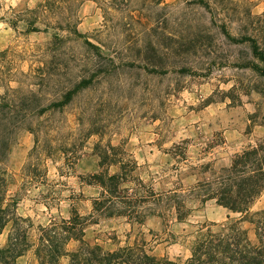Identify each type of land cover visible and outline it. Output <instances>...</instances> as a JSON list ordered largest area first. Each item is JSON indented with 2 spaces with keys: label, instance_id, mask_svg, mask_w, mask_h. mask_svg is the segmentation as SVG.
Returning <instances> with one entry per match:
<instances>
[{
  "label": "rangeland",
  "instance_id": "obj_1",
  "mask_svg": "<svg viewBox=\"0 0 264 264\" xmlns=\"http://www.w3.org/2000/svg\"><path fill=\"white\" fill-rule=\"evenodd\" d=\"M198 1L0 0V196L25 219L31 242L41 226L77 212L91 244L184 262L201 227L241 216L190 189L264 137V77L242 66L259 60L221 28L264 48V0ZM89 77L70 103L42 112ZM115 158L145 194L182 192L187 218L166 204L143 221L96 211L101 186L91 176L119 172ZM263 208L264 193L251 211ZM13 226L0 233V248ZM242 226L255 241V224ZM17 262L38 264L35 247Z\"/></svg>",
  "mask_w": 264,
  "mask_h": 264
},
{
  "label": "trees",
  "instance_id": "obj_2",
  "mask_svg": "<svg viewBox=\"0 0 264 264\" xmlns=\"http://www.w3.org/2000/svg\"><path fill=\"white\" fill-rule=\"evenodd\" d=\"M198 2L209 8L206 0ZM221 28L232 42H249L252 54L259 62L249 61L242 66L252 67L264 77V48L257 38L251 35L235 36L225 24ZM30 31H38V27L32 25ZM75 32L79 33L77 28ZM85 42L97 47L89 40ZM92 78L79 81L65 93L62 100L52 102L42 112L70 103L77 92L90 86ZM101 157L102 165L107 163V155ZM110 162L118 163L120 171L110 173L106 170L91 176L101 186L100 195L93 200L96 211H102L107 216L124 215L131 220L143 221L147 215L161 214L162 211L158 208L166 204L174 209L178 220L187 218L190 209L186 206L182 192L175 189L159 193L151 189L149 194H145V185L142 181L135 183L125 162L116 158ZM6 174L0 167V185L6 181ZM128 182H134L136 187H126ZM190 192L202 203L213 199L217 204L241 216L219 225L211 223L201 227L193 239L191 256L184 262L161 260L146 250L131 245L107 250L100 244H91L84 238V216L77 212L69 219L63 218L59 222L41 226L38 241L31 242L27 227L21 225V221L25 219L17 216L6 202V196L1 195L0 233L10 221H13L14 226L7 244L0 248V264H18V257L32 247H35L38 264H62L65 257L68 258L67 264H264V208L251 211L255 201L264 193V137L256 145L237 153L231 164L217 171L213 179L199 181L192 186ZM147 202L152 203V206H145ZM15 203L14 199L13 204ZM245 220L255 224V241L242 226ZM71 240L80 242L74 250L68 248Z\"/></svg>",
  "mask_w": 264,
  "mask_h": 264
},
{
  "label": "clouds",
  "instance_id": "obj_3",
  "mask_svg": "<svg viewBox=\"0 0 264 264\" xmlns=\"http://www.w3.org/2000/svg\"><path fill=\"white\" fill-rule=\"evenodd\" d=\"M11 2H12L13 4H15L16 0H11Z\"/></svg>",
  "mask_w": 264,
  "mask_h": 264
}]
</instances>
